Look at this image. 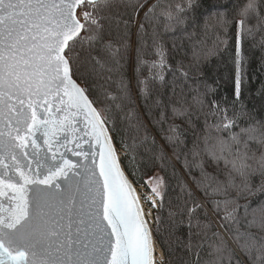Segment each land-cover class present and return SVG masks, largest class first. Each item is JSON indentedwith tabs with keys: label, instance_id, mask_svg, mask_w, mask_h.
Segmentation results:
<instances>
[{
	"label": "snow or ice",
	"instance_id": "snow-or-ice-1",
	"mask_svg": "<svg viewBox=\"0 0 264 264\" xmlns=\"http://www.w3.org/2000/svg\"><path fill=\"white\" fill-rule=\"evenodd\" d=\"M202 6L0 0V264H173L176 247L186 253L178 264H264V118L241 100L243 45L264 49V0H233L231 17ZM189 24L213 30V47L193 30L170 50L165 35ZM233 26L235 98L222 105L206 100L191 70L228 45ZM147 144L184 194L166 220L165 177L150 176L140 195L128 175H143Z\"/></svg>",
	"mask_w": 264,
	"mask_h": 264
},
{
	"label": "trees",
	"instance_id": "trees-1",
	"mask_svg": "<svg viewBox=\"0 0 264 264\" xmlns=\"http://www.w3.org/2000/svg\"><path fill=\"white\" fill-rule=\"evenodd\" d=\"M202 7L198 10L199 13L208 14L212 11H224L228 14L229 17L232 15V4L233 0H215V6L210 7L213 4V0H201ZM127 18V17H125ZM250 23H254V21H250ZM199 24H203V20L199 21ZM133 33V41H135V26L132 27ZM195 30L197 35L193 38L194 41H204L203 47L205 49H210L213 47V41L215 40L216 34L213 30H209L207 36L204 35V29L200 26L193 27L191 24L187 26L186 29H178L175 33H169L165 35V40L167 41V47L171 50V40L172 37H182L183 32H191ZM229 40L228 45H221L219 50L215 52V54H211L207 59H202L197 67H194L191 70V75L195 78V81L200 84V90L202 92L207 91L206 100H216L219 101L222 105L227 104L231 105L233 101L234 92H235V82L237 76V68L235 65V27L233 26L228 33ZM256 39H259V34H257ZM181 41L178 40L177 43ZM253 41L249 40L244 43L242 52L246 57V63L244 65L243 72V84H242V95L241 100L246 106V111L259 117L264 118V49L260 47H253ZM184 50L190 51V42L187 39L183 40ZM177 59L183 58L182 56H176ZM185 62L188 60L185 58ZM133 73V64L132 61H129L127 74L131 77ZM144 75H147V70H145ZM168 80L171 79L169 75ZM207 86V88L205 87ZM154 94L152 99L155 98V89H159L160 85L155 84ZM163 91L167 93V85H165ZM164 99H167V96H164ZM151 103V100H149ZM137 107L140 110L141 117L144 119L146 124H149L150 130L155 134L154 129H152L151 123L148 120L146 115V109L143 107L142 101L137 99ZM239 107V106H237ZM170 114V113H169ZM158 110H153V116L158 117ZM180 123L179 120L176 121ZM211 122V118H210ZM200 123H203V117H201ZM243 124V119L241 120ZM238 131V129H236ZM158 144L163 145L164 141L157 136ZM191 131L189 130V144L188 147H191ZM144 148L151 149L150 152H145ZM142 148L141 155L145 158V164L142 166V176L132 177L130 174L129 179L133 182L134 185H144V181L147 180L150 176L159 173L161 176H164L168 181V187L164 196V208L161 210L162 217L167 218V213L170 207L179 203L178 197L183 198L184 194L181 193L179 187L177 186V182L172 178L171 169L167 172L163 171L159 167V162L150 159L152 152L156 151L151 144H147ZM123 153V149L120 150ZM169 156H171V149H166ZM172 164L175 165L176 169L184 175V178L187 179L186 173L182 168V165L179 161H176L172 158ZM223 167V165H221ZM206 170L209 173L215 174V166L210 162L206 164ZM193 174L199 177V170L193 169ZM223 176H221V179ZM139 179L140 183H136V180ZM258 182V178H254V183ZM191 186V185H190ZM147 188V186H145ZM193 190L195 188L193 186ZM196 195L203 199V196L200 192H196ZM171 201V204L169 203ZM243 203V201H242ZM210 207V206H209ZM155 212V210H153ZM201 218H203V211L200 212ZM215 221L216 218L213 217ZM186 232V229H181L178 232V235H183ZM164 253L163 246L159 247ZM166 254V253H165ZM178 255H186L183 253L179 247H176L175 253L173 255V264H178L176 257Z\"/></svg>",
	"mask_w": 264,
	"mask_h": 264
},
{
	"label": "rangeland",
	"instance_id": "rangeland-1",
	"mask_svg": "<svg viewBox=\"0 0 264 264\" xmlns=\"http://www.w3.org/2000/svg\"><path fill=\"white\" fill-rule=\"evenodd\" d=\"M134 186H135V189H136L137 193L140 194V195H142L143 193H147V192L150 191L148 187L146 188L143 185H134ZM141 203H142L143 207L147 210V208L149 207V205L146 204V203H144L143 200H141Z\"/></svg>",
	"mask_w": 264,
	"mask_h": 264
},
{
	"label": "bare ground",
	"instance_id": "bare-ground-1",
	"mask_svg": "<svg viewBox=\"0 0 264 264\" xmlns=\"http://www.w3.org/2000/svg\"><path fill=\"white\" fill-rule=\"evenodd\" d=\"M138 194V193H137ZM142 204V203H141ZM143 206V205H142ZM161 254V251H160V249H159V247H158V249H157V259H159V255Z\"/></svg>",
	"mask_w": 264,
	"mask_h": 264
},
{
	"label": "water",
	"instance_id": "water-1",
	"mask_svg": "<svg viewBox=\"0 0 264 264\" xmlns=\"http://www.w3.org/2000/svg\"><path fill=\"white\" fill-rule=\"evenodd\" d=\"M85 147H87V146H85ZM133 183V182H132ZM133 186H134V184H133ZM134 188H135V186H134ZM137 193V192H136ZM160 249V248H159ZM160 251H161V249H160ZM161 253H162V251H161Z\"/></svg>",
	"mask_w": 264,
	"mask_h": 264
}]
</instances>
